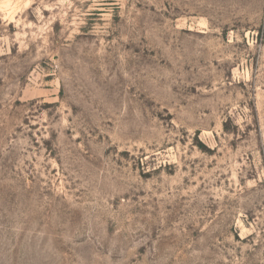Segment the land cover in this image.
I'll return each instance as SVG.
<instances>
[{
    "label": "rangeland",
    "instance_id": "374dc122",
    "mask_svg": "<svg viewBox=\"0 0 264 264\" xmlns=\"http://www.w3.org/2000/svg\"><path fill=\"white\" fill-rule=\"evenodd\" d=\"M0 264H264V0H0Z\"/></svg>",
    "mask_w": 264,
    "mask_h": 264
}]
</instances>
